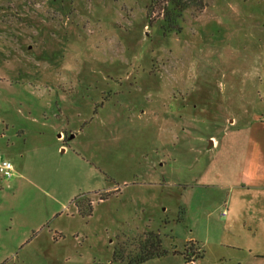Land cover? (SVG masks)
I'll use <instances>...</instances> for the list:
<instances>
[{"label": "rangeland", "instance_id": "1", "mask_svg": "<svg viewBox=\"0 0 264 264\" xmlns=\"http://www.w3.org/2000/svg\"><path fill=\"white\" fill-rule=\"evenodd\" d=\"M164 4L0 0V264H128L244 208L264 231V0L166 33Z\"/></svg>", "mask_w": 264, "mask_h": 264}, {"label": "crops", "instance_id": "2", "mask_svg": "<svg viewBox=\"0 0 264 264\" xmlns=\"http://www.w3.org/2000/svg\"><path fill=\"white\" fill-rule=\"evenodd\" d=\"M59 136L61 137L60 134ZM63 150L65 151V148ZM255 185L256 188L264 189V184L255 183ZM250 186H248L249 189ZM212 212L206 214L207 220L212 218ZM221 215L225 217L229 216V213L227 210H223ZM253 215L252 213L248 214L244 208L243 215L235 214L222 222L217 234H213L209 229L200 234L192 230L191 234L181 238V245L177 243V235H175L174 230H167L170 235L167 239L169 253L166 256L178 255L182 257L183 264H188L191 260H196L198 264H264V231L259 230L256 224H252V220L256 222L261 220V217L256 216L255 219ZM165 222L166 226L172 223L171 220ZM167 234L165 233V235ZM258 236L263 241L259 240L260 244L256 245ZM251 239H254V243H251ZM192 245L193 249L198 248L199 257L193 255L192 250L188 249ZM210 245L212 247L211 252L208 250ZM187 258L189 260H186Z\"/></svg>", "mask_w": 264, "mask_h": 264}, {"label": "trees", "instance_id": "3", "mask_svg": "<svg viewBox=\"0 0 264 264\" xmlns=\"http://www.w3.org/2000/svg\"><path fill=\"white\" fill-rule=\"evenodd\" d=\"M164 2V6L162 8L163 13V24L162 30L166 33L169 31H181L182 26L180 24V18L183 15V12L191 5L195 3V0H161ZM150 236L154 239L149 242L148 247L152 249L148 254H140L136 258H118L116 254H114V261L118 262H126L128 264H141L150 259L156 257H164L168 255L169 250L162 248V236L160 232H150ZM189 250H192V254L196 257H199L198 248L193 249V245L188 247ZM144 251V250H143ZM117 257V258H116ZM186 260H189L187 258Z\"/></svg>", "mask_w": 264, "mask_h": 264}, {"label": "built area", "instance_id": "4", "mask_svg": "<svg viewBox=\"0 0 264 264\" xmlns=\"http://www.w3.org/2000/svg\"><path fill=\"white\" fill-rule=\"evenodd\" d=\"M14 166L12 162L8 158H3L0 160V171L7 175V177H11L13 174ZM188 264H198L196 260L189 261Z\"/></svg>", "mask_w": 264, "mask_h": 264}]
</instances>
